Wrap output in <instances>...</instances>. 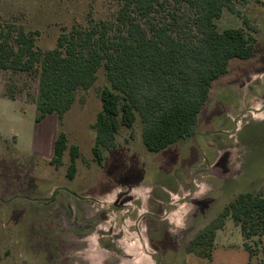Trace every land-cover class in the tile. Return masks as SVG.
<instances>
[{
    "label": "rangeland",
    "instance_id": "1",
    "mask_svg": "<svg viewBox=\"0 0 264 264\" xmlns=\"http://www.w3.org/2000/svg\"><path fill=\"white\" fill-rule=\"evenodd\" d=\"M251 5L235 1L233 11L224 9L218 30L241 26L253 38L251 30L261 26ZM119 6L120 0H0V23L33 32L35 49L46 51L56 46L62 30L87 28L90 19L111 21ZM38 82L35 73L0 70V101L16 100L27 108L19 115L0 104V264H196L199 257L182 252L193 242L213 244L215 260L264 264V238L243 239L229 218L212 242L196 241L239 193L264 190V125L244 126L229 138L213 131L209 148L190 137L149 153L137 117L131 128H119L115 148L104 151L97 165L92 125L101 109L99 92L107 86L103 67L91 88L75 93L61 120L55 114L35 122ZM229 82L238 84L240 98L235 108L219 105L223 118L236 127L264 121V55L231 59L211 91ZM205 118L202 112L199 131L214 130L219 119L204 125ZM233 124L221 128L233 131ZM60 132L68 147L78 148L72 179L66 174L68 150L59 167L50 164ZM181 150H194L197 158H181ZM57 188L73 195L60 189L52 195ZM167 207L166 220L159 221ZM146 211L154 216L142 214Z\"/></svg>",
    "mask_w": 264,
    "mask_h": 264
},
{
    "label": "trees",
    "instance_id": "2",
    "mask_svg": "<svg viewBox=\"0 0 264 264\" xmlns=\"http://www.w3.org/2000/svg\"><path fill=\"white\" fill-rule=\"evenodd\" d=\"M235 1L247 0H120L113 20L90 19L87 28L62 30L46 51L35 49L33 32L0 23V70L38 75V123L49 114L61 120L75 93L91 88L103 67L107 86L99 92L101 109L92 125L95 163L101 165L103 152L115 148L119 128H131L137 117L144 148L158 153L194 135L212 82L227 72L231 59L252 56L253 39L243 28H217L222 11H233ZM66 150L72 179L78 148L68 147L60 132L50 164L59 167ZM227 218L243 239L264 238V190L239 193L196 241L212 242Z\"/></svg>",
    "mask_w": 264,
    "mask_h": 264
},
{
    "label": "crops",
    "instance_id": "3",
    "mask_svg": "<svg viewBox=\"0 0 264 264\" xmlns=\"http://www.w3.org/2000/svg\"><path fill=\"white\" fill-rule=\"evenodd\" d=\"M247 1H250L251 3H253V5H251L252 11H254L255 14L257 13V15L259 16V20L260 21L259 22L257 21V23L258 24L260 23V26H261L260 29H252L251 30L253 32V34H252L253 38L252 37L251 38L253 39V41H255L254 52H253L252 55H264V0H247ZM254 6H255V8H254ZM237 28H241V26H238ZM256 30H257V32H256ZM254 34H257L259 36V38L258 39L255 38ZM237 85L238 84H235L233 82H229L228 84H220L219 83L214 88L213 91H211V88H210L209 96H208L205 104L203 105L201 111L199 112L198 119H197V127H196L195 133L197 132V134L199 136H202L204 133H207V132H204V131H199L200 117H201L202 112H204L206 114V118L203 120L204 125H207L209 123H213V121H216L217 119H219V122L217 123V125L213 126L214 130H212V131H218V130L223 131L226 134L225 135L222 134V135L226 136L227 138H229V136H231V135L233 136L235 131L241 129L244 126H247V125H250V124H254V125H258V126L264 125V121H262V120L261 121H257V120H253L252 119L251 122H249L248 124L236 127V125L233 124V122H231L230 119L225 120L223 118V116L221 115V113L218 112V107H219L220 104L221 105H228L231 108H233V107L235 108V107L238 106V100H239L240 96H239V88H238ZM262 101H264V99H262ZM0 104H3V107L7 108L8 110H11L15 114L18 113L19 115H21V113L24 112L23 109L26 108L25 103H19L18 104V101L12 100V99L1 100ZM30 109L33 110V105L30 107ZM248 109H250V108H248ZM50 115H55V114H49L47 116H50ZM216 116H218L217 119H215ZM43 120H41V122ZM225 124H233V129L234 130L232 131V128H221V126H223ZM205 130H207V128H205ZM208 132H211V131H208ZM11 137L16 138V136L13 135V134H11ZM200 140H201V144L204 147L209 148L206 145L205 140H203L202 138H200ZM218 153H219V150L216 151V155L214 156L215 158L213 157L211 159V161H212L211 163L213 165H215V166L220 161V157H219ZM179 156H181V158L183 156V158H186L187 160H191V161L192 160L194 161L197 158V154H196V152L194 150H191V151L181 150V151H179ZM209 162L210 161H208V163ZM190 186H193L192 185V181L190 183ZM177 187L179 188V190H177V188H176V190H175L176 193L177 194L181 193L182 186L181 185H177ZM169 190H171V188ZM165 210H166V208L161 210L160 216H162V214H163V212ZM151 216H154V214L151 215ZM162 217H163V220L165 221L166 220V214L163 215Z\"/></svg>",
    "mask_w": 264,
    "mask_h": 264
},
{
    "label": "flooded vegetation",
    "instance_id": "4",
    "mask_svg": "<svg viewBox=\"0 0 264 264\" xmlns=\"http://www.w3.org/2000/svg\"><path fill=\"white\" fill-rule=\"evenodd\" d=\"M212 133H215V132L211 131V132L204 133V134H206L204 136L203 135L202 136L196 135L195 138H197V137L202 138L203 140H205L206 145L208 147H210L212 145V144H210V139H211ZM223 134L225 135L226 133H223ZM192 138H193V136H192ZM166 209H168V207ZM145 213H147V211L142 213V214H145ZM157 218H159L158 219L159 221H164L162 216H158ZM198 235H199V232L197 233L196 237ZM183 248L184 249L182 252L184 253L185 256L196 255L197 257H199V259L196 260V262H195L196 264H229L228 260H221L220 261V260H215L212 258L213 257L212 251H213L214 245L211 243H208V244L198 243V244H196L195 242H193V243H189L188 245H184Z\"/></svg>",
    "mask_w": 264,
    "mask_h": 264
},
{
    "label": "water",
    "instance_id": "5",
    "mask_svg": "<svg viewBox=\"0 0 264 264\" xmlns=\"http://www.w3.org/2000/svg\"><path fill=\"white\" fill-rule=\"evenodd\" d=\"M196 135H198L197 133L196 134H194L193 135V138H195L196 137ZM203 135H206V134H203ZM64 190V191H66V192H68V193H70L67 189H65V188H57V189H55L54 191H53V193H52V195L57 191V190ZM191 189H192V191H193V188L191 187ZM71 194V193H70ZM51 195V196H52ZM71 195H73V194H71ZM147 214H149V215H153V214H151V213H147Z\"/></svg>",
    "mask_w": 264,
    "mask_h": 264
},
{
    "label": "built area",
    "instance_id": "6",
    "mask_svg": "<svg viewBox=\"0 0 264 264\" xmlns=\"http://www.w3.org/2000/svg\"><path fill=\"white\" fill-rule=\"evenodd\" d=\"M252 116H253V115H251V118H253ZM238 123H240V121H239V120H238L237 124H238ZM245 124H246V123H245Z\"/></svg>",
    "mask_w": 264,
    "mask_h": 264
},
{
    "label": "bare ground",
    "instance_id": "7",
    "mask_svg": "<svg viewBox=\"0 0 264 264\" xmlns=\"http://www.w3.org/2000/svg\"><path fill=\"white\" fill-rule=\"evenodd\" d=\"M259 116L261 117V115L259 114ZM262 116H264V115H262Z\"/></svg>",
    "mask_w": 264,
    "mask_h": 264
}]
</instances>
